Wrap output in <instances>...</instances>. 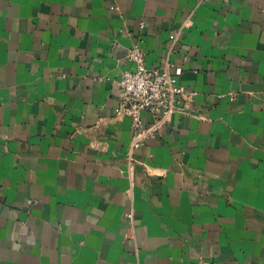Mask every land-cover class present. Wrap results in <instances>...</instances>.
<instances>
[{
  "label": "crops",
  "instance_id": "0c3cea01",
  "mask_svg": "<svg viewBox=\"0 0 264 264\" xmlns=\"http://www.w3.org/2000/svg\"><path fill=\"white\" fill-rule=\"evenodd\" d=\"M136 40L195 94L131 152ZM0 264H264V0H0Z\"/></svg>",
  "mask_w": 264,
  "mask_h": 264
},
{
  "label": "built area",
  "instance_id": "2783aa9c",
  "mask_svg": "<svg viewBox=\"0 0 264 264\" xmlns=\"http://www.w3.org/2000/svg\"><path fill=\"white\" fill-rule=\"evenodd\" d=\"M141 25L144 26V23ZM170 39L173 48L178 34L172 33ZM126 57L133 63V67L124 70L118 81L123 96L117 111L131 118L130 151L133 152L146 145L172 114L189 110L188 100L195 92L188 91L182 84L180 76L183 67L170 58L160 66L149 65L146 50L139 40L133 42ZM145 112L153 116L152 122L147 121Z\"/></svg>",
  "mask_w": 264,
  "mask_h": 264
}]
</instances>
